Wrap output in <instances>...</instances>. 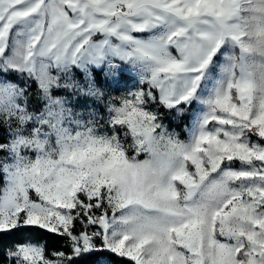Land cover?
<instances>
[{
  "label": "snow or ice",
  "instance_id": "obj_1",
  "mask_svg": "<svg viewBox=\"0 0 264 264\" xmlns=\"http://www.w3.org/2000/svg\"><path fill=\"white\" fill-rule=\"evenodd\" d=\"M105 252L264 264V0H0V264Z\"/></svg>",
  "mask_w": 264,
  "mask_h": 264
},
{
  "label": "trees",
  "instance_id": "obj_2",
  "mask_svg": "<svg viewBox=\"0 0 264 264\" xmlns=\"http://www.w3.org/2000/svg\"><path fill=\"white\" fill-rule=\"evenodd\" d=\"M177 131H180L181 138H187L186 131H181L179 129H177ZM15 239L19 241L31 240L33 242L48 241L49 250L53 247H59L61 243L55 236L49 235L43 230L35 229H25L21 231ZM113 262H115V264H119V261H117L114 256L105 252L91 256L86 264H113Z\"/></svg>",
  "mask_w": 264,
  "mask_h": 264
}]
</instances>
